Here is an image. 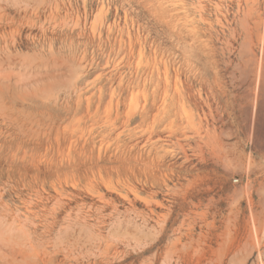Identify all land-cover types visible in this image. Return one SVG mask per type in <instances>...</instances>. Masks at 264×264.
I'll return each mask as SVG.
<instances>
[{"label":"rangeland","instance_id":"obj_1","mask_svg":"<svg viewBox=\"0 0 264 264\" xmlns=\"http://www.w3.org/2000/svg\"><path fill=\"white\" fill-rule=\"evenodd\" d=\"M263 182L264 0H0V264H264Z\"/></svg>","mask_w":264,"mask_h":264},{"label":"bare ground","instance_id":"obj_2","mask_svg":"<svg viewBox=\"0 0 264 264\" xmlns=\"http://www.w3.org/2000/svg\"><path fill=\"white\" fill-rule=\"evenodd\" d=\"M263 104V103H262ZM257 125V124H256ZM240 165V164H239ZM264 183V182H263ZM264 187V186H263ZM262 189V191H263V188H261ZM247 191V190H246ZM263 193V192H262ZM264 194V193H263ZM241 195V194H240Z\"/></svg>","mask_w":264,"mask_h":264}]
</instances>
